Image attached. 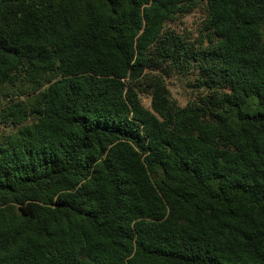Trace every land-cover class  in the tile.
Returning <instances> with one entry per match:
<instances>
[{
    "label": "trees",
    "instance_id": "obj_1",
    "mask_svg": "<svg viewBox=\"0 0 264 264\" xmlns=\"http://www.w3.org/2000/svg\"><path fill=\"white\" fill-rule=\"evenodd\" d=\"M4 86L0 264H264V0H0Z\"/></svg>",
    "mask_w": 264,
    "mask_h": 264
},
{
    "label": "rangeland",
    "instance_id": "obj_2",
    "mask_svg": "<svg viewBox=\"0 0 264 264\" xmlns=\"http://www.w3.org/2000/svg\"><path fill=\"white\" fill-rule=\"evenodd\" d=\"M204 6H199L191 12L184 14L174 22L168 23V28L175 31V33L193 40L194 38L200 39L202 36L199 34L204 18ZM201 36V37H200ZM190 66L184 71H168L164 76V83L173 99L184 106L191 100L196 99L204 91L202 87L198 86L196 81L197 72L194 68V62L191 61ZM13 87L4 86L0 92V106L6 101H3L5 95L12 94ZM141 104L145 107L150 106V96L147 94L139 93ZM15 130L7 125L0 124V142L4 143L11 141L15 137Z\"/></svg>",
    "mask_w": 264,
    "mask_h": 264
}]
</instances>
